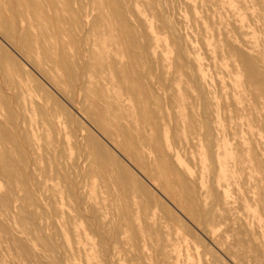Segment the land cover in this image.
Here are the masks:
<instances>
[{"label":"bare ground","instance_id":"1","mask_svg":"<svg viewBox=\"0 0 264 264\" xmlns=\"http://www.w3.org/2000/svg\"><path fill=\"white\" fill-rule=\"evenodd\" d=\"M65 1L71 0H46L53 12L50 17L58 37L63 34V24L69 21L82 24L70 3L67 8L62 6ZM205 1L216 8L208 5L210 8L205 9ZM109 2L111 18L106 19L117 21L125 36L115 46H100L96 51L89 49L76 55L71 53L72 46H66L61 40V46H34V40L22 38L18 19L28 13L40 19L43 15L41 0H4L0 4V31L10 39L20 38V47L54 88L67 97L77 92L83 94V111L112 145L101 141L91 128L85 135L75 125L70 136L80 147L79 158L71 164H50L49 171L56 173L67 189V201L63 191L52 189L53 192L48 193L51 207L60 220L61 230L57 232L65 241L62 249L78 256L80 264H264L263 249L259 254H252L251 250L248 253V243L241 238L230 239L233 237L227 232L215 238L225 258L212 254L207 248L200 250L201 244L190 241L192 231H186L180 217L215 236L236 210L233 191L245 190L248 200L260 209L259 214L252 216L264 246V46L259 45L264 44V0H185L195 22L203 21L198 10L203 7L207 18H219V26L216 21L213 24L212 19L211 26L205 25L204 46L200 48L189 35L174 34L175 25L165 17L167 0ZM254 5L262 8L256 9ZM224 12L229 14L230 23L223 21ZM228 24L237 36L232 34ZM130 25L139 34L130 36ZM257 31L261 35L258 36ZM165 34L172 35L174 46H168L169 43L165 46ZM219 34H222V45L211 46L212 39L215 37L216 41ZM169 50L174 52L173 56L169 55ZM2 54L0 47V58ZM203 55L209 58L215 71L214 89L213 76ZM47 106L44 108L50 119L47 123L43 120V124L62 131L64 122L59 115L49 112ZM168 108L172 112H167ZM170 132L175 136L176 147L169 140ZM22 138L15 144L16 151L6 150L1 154L0 170L6 182L4 191L0 186L3 205L11 201V195L29 174L31 161L23 155L25 143L33 147L29 149L35 150L34 155L37 153L34 135L28 133ZM203 142L207 143L214 165L210 189L205 187L203 166L198 186L192 184L195 177L190 164H202L199 149ZM179 145L197 149V157L191 150L187 156L189 163H186L178 153ZM57 148L54 143L53 150ZM63 151L66 150L59 152ZM80 161L86 165L84 170ZM137 171L162 196L158 197L157 193L155 196ZM139 190L146 196H139ZM199 190L203 192V199L198 195ZM32 203L35 205L36 201ZM21 219L36 222L34 214L23 215ZM83 222L87 225L83 226ZM154 236L158 237V255L151 253L147 244ZM41 239L45 250L57 258L56 263L73 264L67 257L69 254L64 253V256L51 236L44 233Z\"/></svg>","mask_w":264,"mask_h":264},{"label":"rangeland","instance_id":"2","mask_svg":"<svg viewBox=\"0 0 264 264\" xmlns=\"http://www.w3.org/2000/svg\"><path fill=\"white\" fill-rule=\"evenodd\" d=\"M3 1L4 0H0V4H2ZM92 1H93V3H92ZM109 1L110 0H106V1L105 0H81V1L80 0H71V1H69L70 6L76 11L77 18L79 20H81L82 24H72L70 21L63 24V26H62L63 34L60 37H58L56 32H55V23L50 17L53 14V12L47 6L46 0H41V2L43 4V15L41 16V18L36 19L32 14H29V13L26 14L24 16V18H19L18 19V25H20L19 28H21V29H19V32L22 35V38L25 39L26 41L34 40V42H33L34 46H61L60 43H61V41H63L66 43V46H72V48H71L72 52L71 53L73 55H76L78 52H85V51H90V50L96 51L100 48V46L101 47H103V46H115V44H117L125 36L124 35L125 32L123 30H120V26H119V23L117 21H114L112 19V20H110L111 21L110 22L109 19L108 20L106 19V18H111L112 7H111V3ZM167 1H168V8L166 10L165 17L167 18V20H169L171 22V24L173 26L175 25L174 26V29H175L174 34L175 35L178 34V36H183V37H185L186 35H189L190 39L194 40V43L196 46H198L199 48H200V46H204V45H202V37H203L202 35H203V30L205 29V25L211 26V24L212 23L214 24V22L216 21V25L219 26V23H218L219 18L216 19V17H211L209 19L206 17V15L203 14V13L207 12V10H205V9L210 8V6H208V5H211V3L208 4V2L205 1L207 4V6L204 5L205 6V9H204L205 12H201V10L204 7L198 9L200 14L203 15V21L204 22L200 21L202 23L201 24L200 22H195V20L193 19L192 12L186 6L185 0H167ZM123 2L128 3L129 0H123ZM69 3L65 1L62 4V6L67 8L69 6ZM249 4L253 5L254 3L251 4V2H250ZM260 7L261 6H258V5L255 6V8L259 9V10H260ZM211 8H216V6L211 5ZM204 10H202V11H204ZM7 13L10 15V12L7 11ZM101 15H103V17L105 16L104 17L105 19H103L101 17ZM66 16L68 18V14H66ZM91 18H94V19H91ZM206 19H209V21ZM211 19H212V23H211ZM229 19L231 20V18L229 17V14L224 12L223 21L226 23H230L231 21ZM92 20H93L94 24H92L93 23V22H91ZM132 23H133V20L131 18V24ZM193 23H195V24L193 25ZM158 24H160V22H158ZM87 26H89V28H87ZM228 27L232 31V34H234L235 36L238 35L235 32V30L233 29V27L231 26V24H228ZM88 29H89V31H87ZM75 30H79V31H75ZM176 31H178V32H176ZM78 32L81 35L78 34ZM86 33L88 36L86 35ZM129 34H130V36H132L135 34H139V32H138V30H135V27L133 25H130V33ZM257 35L258 36L261 35L259 31H257ZM84 36H86V37H84ZM164 36H165L164 37L165 46L168 45V43H169L168 46H174L173 42H172V35L171 34H165ZM167 36H168L169 40H167ZM47 37H50L52 39L47 38ZM76 37H79L80 39L76 38ZM87 37L89 39H87ZM169 37L171 38V40ZM223 37H224V35H223ZM215 39H216L215 37H214V39H212V45L211 46L222 45V40H221V39H223L222 34L218 35L216 41H215ZM35 41H37V42H35ZM89 42H91V43H89ZM218 43H219V45H218ZM183 45L189 46L187 43H184ZM259 45L264 46V44L261 42L259 43ZM20 46H21L20 38L10 39V38L6 37L0 31V47H1L2 53H3L1 58H0V160L3 157V155L1 156L3 151L4 152L6 150L7 151L8 150L14 151L16 149V147H15L16 142L22 141L23 140L22 137L26 136V134H28V133L33 134L35 137L37 153L34 155L33 153L35 152V150L29 149V148H33V147L28 146L25 143L23 155L26 158L29 157V159L31 161V168L29 169V174L24 178L25 180L24 181L22 180L23 182L18 185V187L16 188L17 190L15 189L16 194L14 193L15 196L11 195V198H10L11 201L4 203V205H6L7 203H8V205L4 206L3 202H1V200H0V202H1L0 203V227H1L0 228V230H1V232H0L1 233L0 234V242H1L0 243V259H1L0 264H58V263H56L57 258H55V256L52 255L50 252H47L45 250V247L43 246V242L41 239V235L45 233V234L51 236L53 238L54 242L60 247L61 253L64 256H65V254L68 253L66 250L62 249L63 247H61L65 244L64 239L62 238V236L60 237V234L58 233L61 230V224H60V220L56 218V214L53 211V207H51L52 206L51 205V199H50L51 197L49 196L51 194H48V193H52L54 189H56L60 192L63 191L62 195L65 198V201H67L66 200L67 189L64 186L62 179L56 173L49 171L50 164H52V163L56 164V162L57 163L61 162L62 164H64V163L71 164L73 160L79 158L80 147H79V145L77 146L76 139L74 137L70 136V131L75 125H77L80 128V129L79 128L78 129L80 131H82L85 135H87L89 131L91 132V129H92V133L94 130L95 133H93V134L98 136V138L101 139V141L107 143L111 147H112V145L108 140H105L106 138L89 121L85 112L83 111V104H82L83 103L82 99L84 98V96L82 98L83 94L77 92L74 94L73 97H72V95L67 97L64 94H62V92L59 89H57L56 87L54 88L53 85L47 81L48 79L39 71L38 67L33 63V60L31 58H29V56L23 51V49ZM96 46H98V47H96ZM81 48H83V49H81ZM202 52L203 51L200 50V53H202ZM88 53H90V52H88ZM169 55L173 56L174 52L169 50ZM203 56L206 59L205 63L207 64L206 66L209 69L208 70L209 74L211 76H213L212 81H213V89H214L215 88V80H216L215 71H214V68L212 66V62L207 60L209 58L206 57V55H203ZM209 67H211V68H209ZM57 90L59 91V93ZM162 98L164 101H166L165 96ZM48 99H49V101H48ZM57 99L60 100V102L57 101ZM69 99H70V101H69ZM50 100H51V102H50ZM47 101L49 102L50 107L47 106ZM57 102H59L60 104ZM44 106H47L49 108V112H51L53 115H59L60 116V119L64 122V129L62 131H60L59 129L55 130L54 127L53 126L51 127V125H49V124L46 125V123L48 122L47 120L50 119V116L47 115V113L45 112L46 109L44 108ZM61 107H62V109H61ZM214 107L216 108V105H214ZM80 108H82V110H79ZM59 109H61L60 111L62 112V116H61V112H59ZM168 109L169 110H167V112H172L170 110V108H168ZM62 118H64V119H62ZM39 120H41V121H39ZM43 120L46 123L43 124V122H42ZM85 124H86V126H85ZM23 126H24V128H23ZM35 129H37V130H35ZM66 129L69 131H67ZM25 130H26V134L24 133ZM12 132H16V133H14L16 135V137L14 136V134ZM64 133H66V134H64ZM38 134H40V135H38ZM65 135H67V136H65ZM42 136H44V137H42ZM169 137H170L169 140L171 141L173 147H176V143H175L176 139H175V136L173 137V132H170ZM69 138L71 140H69ZM40 142H41V144H40ZM44 142H46V143H44ZM54 143H56L58 145V148L56 150H53ZM202 144L203 145H201V147L199 149V151L202 152V158H203L202 164H197V165L190 164L192 174L195 177V180L193 181L192 184L198 186V184L200 182L199 176L201 174L200 172H201V169L203 166V168L205 167L204 168L205 170L203 173L204 178H205L204 182H206L205 187L210 189V187L212 185V181L210 179H211L213 171H214V165H213L212 159H210V156H209V150L206 146L207 143L203 142ZM42 145H44V146H42ZM68 145L69 146L71 145V146L69 147ZM67 146H68V148H67ZM205 147H206V150H205ZM60 148H62V149H60ZM72 149H73V152H75V150L78 149L76 151L77 153L75 152L73 154ZM62 150H66V151L65 152L64 151L59 152ZM177 150H178L180 157L183 160H185L186 163H189L187 161V156H189V153L191 150H193L195 152L194 155L196 157L198 155L197 149H190L189 147H186V146L182 147V145H179ZM70 153H72L73 155H71ZM33 157H35L34 160H33ZM65 157H66V159H65ZM206 160H207V162H206ZM63 161H65V162H63ZM47 162H48V164H47ZM37 163H38V165H37ZM80 163H81V166H83L82 169L84 170V168H86V165H83V163L81 161H80ZM31 169H33L32 171L34 174L31 173L32 172ZM30 174H32L33 176ZM139 175H141V174L139 173ZM207 175H208V177H207ZM142 179L146 184L149 183L148 184L149 189L153 192V194L155 196H157V195H159L158 197L162 196L160 194V192L157 190V188L150 181H148L144 177ZM36 181L38 184L36 183ZM24 182H25V185H24ZM5 183H6L5 179H4L2 172L0 170V186H1L2 191H4L6 189V187L4 186ZM33 184L35 186H33ZM26 185H27V187H26ZM39 185H41L42 187ZM22 188H25V190ZM62 188H63V190H62ZM23 191H25V192H23ZM141 192L142 191L139 190L138 195L145 197L146 195L143 192L142 193ZM233 192H234L233 196H235V201H237V203L235 202L236 203L235 204L236 210L235 211L233 210V212L230 216L231 219L228 220L227 223L222 225V228L216 232L215 236L208 235L200 227L190 223L179 212H177V215L179 214L178 216L181 215L180 216L181 219L183 218L182 220H184L183 222H184V224H186V229H187L186 231H188L189 229H190V231H192V232H190L192 234V236L190 235L191 238H189L190 241L191 242L193 241L192 243L201 244L202 248H200V250L207 248L212 252V254H215L216 256L218 255V256L225 258V256L218 249L217 243L215 242V238L217 236H219L220 233L227 232V234L229 233L228 234L229 237L230 236L233 237V238L230 237V239L236 240V239L241 238L240 240L244 241L245 243H248L247 244L248 253L251 250L250 253L254 254L256 252V254H259V253H261L260 251H262V249L264 250V246H262L263 245L262 238L260 239L261 236L257 231L258 229L255 228L257 226L254 222L252 215L254 213L259 214L260 209L255 203L250 202L248 200L247 195H245L246 194L245 190H241V191H237V192L233 191ZM25 193L27 194L28 197L25 196ZM156 193H157V195H156ZM202 193L203 192L201 190L198 191V195L200 196L201 199L204 198V195ZM237 194H239V195H237ZM30 195L33 198H31ZM34 201H36L35 205L32 203ZM31 204H33V205H31ZM38 206L40 208H35ZM41 208H42V210H40ZM26 209H29V210H26ZM33 209H35V210H33ZM37 210H40V211H37ZM30 212L35 215L34 221H36V222L23 221L21 219L23 215H29V214L33 215ZM48 216H50V217L48 218ZM43 217H45V218H43ZM41 220H43V221L45 220L44 221L45 223L42 222ZM57 220H59V221H57ZM235 220H237V221H235ZM54 221H56V223ZM41 222L44 224H42ZM234 222H235V224H233ZM238 222H240V223H238ZM36 223H40V224H36ZM232 224L237 228V231H235L236 229L234 228V226ZM240 224H242V225H240ZM36 225H37V227H36ZM42 225L45 227L43 228ZM53 225H54V228H53ZM86 225H87L86 222H83V226H86ZM238 225L241 227H239ZM231 226H233V227H231ZM27 227L32 228V229H28ZM56 228H59V229H56ZM239 228H241V229L239 230ZM40 229H41V231H40ZM54 230L56 231V233ZM57 230H58V232H57ZM232 230H234V231H232ZM42 231H44V232H42ZM229 231H231V233ZM247 231H249L250 233L248 232L249 233L248 234ZM181 233L186 234L185 230H181ZM240 233L242 234V237H241ZM231 234H233V235H231ZM245 234H248L251 236H248ZM59 238H60V240H59ZM157 240H158L157 236L156 237L154 236V239L150 238L149 240H147V244L151 250V253H156L155 255H158L159 243ZM95 241H98V238L95 239ZM130 241H132V240H130ZM194 241H197V242H194ZM24 243L27 244L25 246H27L28 248L24 246ZM253 243H255V245H257V246H254ZM8 245H9V247H8ZM249 245H251V246H249ZM253 247H254V249H253ZM256 247H260V248H256ZM29 248L32 250H30ZM11 250H12V252H11ZM64 251H66V252H64ZM29 253H31L32 255ZM68 254H67L68 256L67 255L66 256L70 259L71 263H73V264H80L81 263V260L78 259V256H73V254H71V252ZM70 254H71L72 258L70 257ZM123 254L125 255V251H123ZM52 260H54V261H52Z\"/></svg>","mask_w":264,"mask_h":264}]
</instances>
